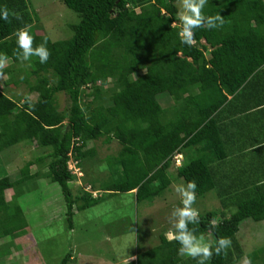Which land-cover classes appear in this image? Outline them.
Instances as JSON below:
<instances>
[{
    "label": "trees",
    "instance_id": "obj_1",
    "mask_svg": "<svg viewBox=\"0 0 264 264\" xmlns=\"http://www.w3.org/2000/svg\"><path fill=\"white\" fill-rule=\"evenodd\" d=\"M62 2L79 21L69 24L71 37L53 41L48 34L36 32L39 27L33 22L30 0H0V9L7 7L21 15V19L11 14L7 21L0 19V54L11 61L0 70V78L6 72L8 78L2 81L6 86L23 83L36 95L20 103L0 89V152L20 142L51 149L44 177L59 184L71 228L73 209L83 210L103 197L74 199L67 162L72 155L91 156L93 150L84 149L86 142L107 134V140L115 138L121 149L116 156L106 157L111 178L101 184L106 194L135 189L137 204L150 202L171 184L168 170L173 165L185 185L196 183V200L213 191L222 206L220 211H198L199 223L188 224L197 237L212 235L213 251L221 237L231 240L226 253L214 252L206 264H238L243 259L264 264V246L245 253L236 237L243 220H264V160L238 167L226 158L232 153L229 124L220 113L232 107L226 105L233 102L228 95L239 97L237 110L246 119L249 114L243 111L263 108L264 80L259 77L264 75V0H207L203 14H220L224 24L194 29L193 46L181 43L179 37L178 0ZM26 25L33 47L47 40L46 63L36 56L21 61L14 54L19 51L16 32ZM25 64L24 76H17ZM254 76L257 90H251L253 97L244 101L241 97ZM100 83L110 88L104 91ZM60 92L69 100L63 110L55 101ZM163 92L172 97L166 108L157 99ZM82 96L90 98L84 105ZM240 118L232 124L238 125ZM180 151L186 157L176 167L172 156ZM34 163L27 161L16 179L0 177V224L6 225L1 233L25 221L18 198L24 193L21 188L34 184L39 176V170L30 169ZM10 188L14 192L6 198L5 190ZM210 221L217 227H210ZM159 239L125 264H197L195 259L183 258L180 244L165 233Z\"/></svg>",
    "mask_w": 264,
    "mask_h": 264
},
{
    "label": "rangeland",
    "instance_id": "obj_2",
    "mask_svg": "<svg viewBox=\"0 0 264 264\" xmlns=\"http://www.w3.org/2000/svg\"><path fill=\"white\" fill-rule=\"evenodd\" d=\"M30 1L33 22L39 27L37 33H46L53 41L72 36L69 24L79 21V18L62 0ZM178 6L183 14V0H178ZM9 64L11 61H6V66L9 67ZM26 69L28 66L22 65L17 76H24ZM7 78L8 73L5 72L0 78V89L15 100L36 96L35 93H29L28 87L23 83L6 86L2 81ZM100 85L104 91H107V87L110 88L106 83ZM84 92L94 91L87 88ZM170 98L172 99L165 92L157 96L165 108L171 104ZM89 99L82 96L80 102L84 105ZM55 101L60 110L69 104L68 97L63 92L56 94ZM103 102L107 103L106 98ZM84 149H92L93 154L84 159H77L72 155L67 162L73 176L69 181L72 197L76 199L89 195L103 198L83 210L73 209L71 228L59 184L44 177L50 160L47 154L51 149L40 147L36 142H20L0 152V177L8 175L11 179H16L20 168L29 160L35 161L31 171L39 170L34 184H22L21 191L24 193L18 198L25 221L8 227V232L0 236V264H62L64 260V264H123V258L158 244L161 233L168 237L170 230L174 232L172 219L176 218H172V212L183 207L175 186L185 183L175 175L173 165L168 170L171 184L150 202L137 204L134 193L118 192L108 195L101 189V184L111 179L107 176L106 157L117 155L121 149L119 141L112 137L107 140L106 134L88 140ZM178 153L180 156L185 155L182 151ZM38 157L42 159L36 161ZM13 192V188L5 190L6 198ZM192 207L199 212L212 209L220 211L222 208L213 191L199 196ZM5 227L1 223L0 231ZM236 237L245 253L264 246V220H243ZM203 238L205 243L214 242L211 234H206ZM68 253L71 258L66 260ZM246 263L247 260L243 259L238 264Z\"/></svg>",
    "mask_w": 264,
    "mask_h": 264
},
{
    "label": "clouds",
    "instance_id": "obj_3",
    "mask_svg": "<svg viewBox=\"0 0 264 264\" xmlns=\"http://www.w3.org/2000/svg\"><path fill=\"white\" fill-rule=\"evenodd\" d=\"M183 3L184 13L177 12L176 17L181 25L179 32L181 43L188 46L194 45V29L206 27L211 30L223 26L224 20L220 14L207 17L203 14L202 9L207 4V0H183ZM10 14L16 19H21L19 13H10L7 7L0 9V19L7 21ZM173 26H175V22ZM29 30L30 26L27 25L17 30V47L19 51L14 54L21 61H28L33 56H36L39 57L40 63H46L50 56V52L46 47L47 40L33 47L34 41ZM6 61L7 56L0 54V70L6 66ZM30 99V97H26V101H30ZM175 156L178 157L179 163H177ZM172 161L174 166L180 167L183 164V157L176 152L172 156ZM196 187L197 185L194 181H189L186 186L183 184L175 186V192L181 197L183 207H178L172 212V218H176L175 220L172 219L175 231L170 230L167 235L170 241L175 240L180 244L179 254L197 260V264H206L207 261L211 260L214 252L217 256L222 252L226 253L231 244V240L227 237H221L217 241V245L213 251V247L204 242L203 236L198 238L194 235L195 230H189V223H199L198 211L192 207L196 202ZM210 227H217L215 221H210ZM247 264H251V262L248 261Z\"/></svg>",
    "mask_w": 264,
    "mask_h": 264
},
{
    "label": "crops",
    "instance_id": "obj_4",
    "mask_svg": "<svg viewBox=\"0 0 264 264\" xmlns=\"http://www.w3.org/2000/svg\"><path fill=\"white\" fill-rule=\"evenodd\" d=\"M253 79H256L255 76L252 77L251 79V81L253 82L252 85L246 89L245 93L243 94L244 96L241 97V99L244 101L253 97L254 94H252L251 90L252 91L255 90V92L257 90L256 89L257 84L255 80ZM259 79L264 80V75H261ZM254 83L256 85H254ZM247 91H249V94L247 93ZM258 97L260 98L261 94L258 95ZM231 98L233 99V102L230 104L227 103L226 105L232 106L231 109L234 112V114H230L231 109H229V106L227 107L226 110L220 111L221 114H224L226 116L225 117L224 115H221L223 118L224 117L226 118L225 122L227 121V123L229 124V125L228 124L226 125H228L227 127L228 128L227 134L229 136L228 144L230 146V150L232 153L229 154L226 158L228 160L231 159L233 164L238 165V167L244 166L245 162L247 161H259L261 159L264 160V155H263L264 154V105L262 106L263 108H258V109L250 108L246 111H243L249 114V117H247L248 119H246L245 114L239 113L237 110L240 104L238 100L239 97H237V95L235 97L228 95V99H231ZM228 115H231V116H228ZM239 117L242 118V120L240 118V121L238 122L239 124L238 125H236V123L232 124V122L236 118H239ZM182 157H183V162H184L186 156L184 155ZM230 167H234V166H230ZM126 193H135V189L129 192H126ZM3 234H6V233H1L0 236H2ZM137 252H140V250H138ZM136 253L123 258L122 259L124 260L123 264L135 259Z\"/></svg>",
    "mask_w": 264,
    "mask_h": 264
},
{
    "label": "built area",
    "instance_id": "obj_5",
    "mask_svg": "<svg viewBox=\"0 0 264 264\" xmlns=\"http://www.w3.org/2000/svg\"><path fill=\"white\" fill-rule=\"evenodd\" d=\"M175 158H176V161H177V163H179V159H178V157H177V156H175Z\"/></svg>",
    "mask_w": 264,
    "mask_h": 264
}]
</instances>
